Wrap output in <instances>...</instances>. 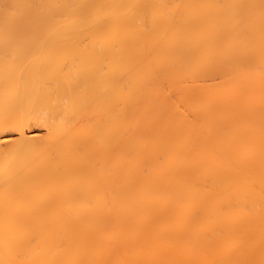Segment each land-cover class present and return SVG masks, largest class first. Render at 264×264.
Listing matches in <instances>:
<instances>
[{"label": "bare ground", "instance_id": "6f19581e", "mask_svg": "<svg viewBox=\"0 0 264 264\" xmlns=\"http://www.w3.org/2000/svg\"><path fill=\"white\" fill-rule=\"evenodd\" d=\"M0 264H264V0H0Z\"/></svg>", "mask_w": 264, "mask_h": 264}]
</instances>
